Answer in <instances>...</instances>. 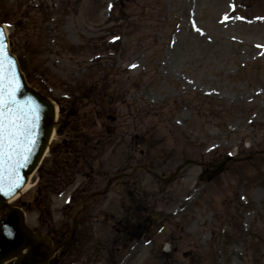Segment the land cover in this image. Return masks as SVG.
<instances>
[{
    "label": "rangeland",
    "instance_id": "obj_1",
    "mask_svg": "<svg viewBox=\"0 0 264 264\" xmlns=\"http://www.w3.org/2000/svg\"><path fill=\"white\" fill-rule=\"evenodd\" d=\"M0 18L29 82L67 114L55 141L102 147L94 180L78 175L69 188L54 172L64 155L44 161L10 203H31L32 231H70L78 215L79 264H264V0H0ZM227 154L236 160L206 176L202 165ZM39 185L47 206L34 203ZM121 214L123 224L162 220L130 242L112 229Z\"/></svg>",
    "mask_w": 264,
    "mask_h": 264
},
{
    "label": "water",
    "instance_id": "obj_2",
    "mask_svg": "<svg viewBox=\"0 0 264 264\" xmlns=\"http://www.w3.org/2000/svg\"><path fill=\"white\" fill-rule=\"evenodd\" d=\"M0 32H3V28L0 25ZM3 46L6 49L4 55L6 59L15 61L8 55L7 41L3 32ZM7 64H5V69ZM16 77V101L22 106L24 112L29 109H34L37 116L35 122L34 140L35 145L31 148L30 154L27 156V162L23 167L19 168V184L11 191L8 190L7 180L8 176L3 177L5 185L3 191H0V208L6 206V201L13 197L27 181L29 174L33 173L38 167L42 157L45 155L49 140L53 133L56 113L55 106L48 100L42 98L34 90L27 87L22 77L17 71V67L13 69ZM223 164H221L213 174L220 172ZM22 212L19 209H11V212L4 216L0 220V264L4 260L12 258L14 256H20V251L26 247L30 248V254L22 260L23 264H40L45 261L47 254L44 252L49 247L48 240L46 238H40L38 236H32L23 227L22 224ZM68 242V241H66ZM63 243L60 244V246Z\"/></svg>",
    "mask_w": 264,
    "mask_h": 264
},
{
    "label": "snow or ice",
    "instance_id": "obj_3",
    "mask_svg": "<svg viewBox=\"0 0 264 264\" xmlns=\"http://www.w3.org/2000/svg\"><path fill=\"white\" fill-rule=\"evenodd\" d=\"M5 51L3 32H0V191L5 185V175L11 191L18 186V170L26 164L27 156L35 145L33 137L37 116L34 109L24 112L16 101L15 64L6 59Z\"/></svg>",
    "mask_w": 264,
    "mask_h": 264
},
{
    "label": "bare ground",
    "instance_id": "obj_4",
    "mask_svg": "<svg viewBox=\"0 0 264 264\" xmlns=\"http://www.w3.org/2000/svg\"><path fill=\"white\" fill-rule=\"evenodd\" d=\"M31 179V178H30ZM32 187V180H29V182L27 183V185L24 187V189L22 190V192H20V194H17L14 198H12L10 201H13L15 199H17L21 194H23L24 192L28 191L30 188Z\"/></svg>",
    "mask_w": 264,
    "mask_h": 264
}]
</instances>
